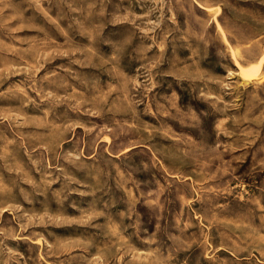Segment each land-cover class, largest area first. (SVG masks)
Here are the masks:
<instances>
[{
  "label": "rangeland",
  "instance_id": "obj_1",
  "mask_svg": "<svg viewBox=\"0 0 264 264\" xmlns=\"http://www.w3.org/2000/svg\"><path fill=\"white\" fill-rule=\"evenodd\" d=\"M0 264H264V0H0Z\"/></svg>",
  "mask_w": 264,
  "mask_h": 264
},
{
  "label": "bare ground",
  "instance_id": "obj_2",
  "mask_svg": "<svg viewBox=\"0 0 264 264\" xmlns=\"http://www.w3.org/2000/svg\"><path fill=\"white\" fill-rule=\"evenodd\" d=\"M260 64V63H259ZM257 71V70H256ZM245 73V72H244Z\"/></svg>",
  "mask_w": 264,
  "mask_h": 264
}]
</instances>
